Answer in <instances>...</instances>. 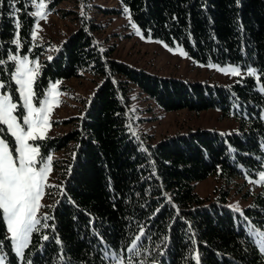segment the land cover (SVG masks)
<instances>
[{"label":"trees","instance_id":"1","mask_svg":"<svg viewBox=\"0 0 264 264\" xmlns=\"http://www.w3.org/2000/svg\"><path fill=\"white\" fill-rule=\"evenodd\" d=\"M63 1L50 0L49 10ZM119 1L144 35L149 36L150 29L152 38L182 45L189 57L203 64H239L244 79L239 77L229 85L190 82L133 67L115 59L114 48L101 47L96 33L102 25L84 16L77 29L49 52L48 43L31 40L35 19L25 14L26 0H3L0 58L17 53L12 44L16 31L12 14L20 8L19 55L40 61V75L34 85L38 98L52 82L78 77L82 72L103 77L69 131L38 141L43 155L64 151L65 156L53 160L56 187L48 188L45 205L50 207H43L54 220L47 221L49 229L33 232L24 260L31 254L32 264H60L62 246L63 264H102L94 232L99 233L105 247L116 250L130 247V238L144 225L150 229V238L143 241L134 264L138 260L194 264L197 253L200 264H261L264 253L257 252L241 225L248 217L252 226L264 229V185L256 193L243 194L244 199H251L243 216L227 202L236 180L257 178L264 164V149L260 147L264 145V119L260 118L264 93L258 91L264 83V0H239V7L236 0ZM27 11H35L34 3ZM106 12L120 13L116 9ZM238 21L243 24V33ZM241 36L246 56L241 54ZM245 64L257 69L259 81L246 75ZM12 71L13 62H8L0 70V79L7 83ZM131 85L167 111L219 109L224 117L238 122V129L231 133L197 129L142 145L130 126ZM16 87L13 81L9 90L18 101ZM144 148L148 151L141 150ZM210 176L221 181V187L214 199H204L196 191V182ZM245 187L242 183L237 193ZM165 196L171 197V203ZM156 208L161 211L149 220ZM5 229L6 221L0 218V234H5ZM41 234H47L49 240L40 241ZM165 236L169 239L162 244ZM3 240L4 235H0ZM161 250L165 254L158 256ZM3 251L7 264H17L6 241Z\"/></svg>","mask_w":264,"mask_h":264},{"label":"rangeland","instance_id":"2","mask_svg":"<svg viewBox=\"0 0 264 264\" xmlns=\"http://www.w3.org/2000/svg\"><path fill=\"white\" fill-rule=\"evenodd\" d=\"M40 2L41 0H35V11L39 10L38 5ZM43 2L46 4L44 11L47 14V19L39 20L41 30L38 32L35 42L38 44L48 43L49 52L53 51L68 35L77 29L81 12L83 11L85 18L94 19L95 22L102 25V29L96 33V38L101 47L103 49L114 48L113 57L133 67L143 69L158 76L184 79L190 82L229 85L239 78L219 71L220 67H227L229 65L241 66L239 64H203L193 60L189 56L183 57L177 52L168 51L161 43H165L164 41L152 37L148 39L149 36L144 35L140 28L143 38L136 35L134 29L131 27V24L134 22L124 12L125 7L119 0H66L52 11L48 8L50 0H43ZM106 9H116L120 13H107ZM176 45H179V48L184 50L183 46L178 43L169 45V47L175 48ZM209 64L217 65V67H208ZM241 72L244 75L242 67ZM59 81L58 91L62 95L59 97V106L54 107L50 115L51 128L47 132V138L62 135L74 126L73 120L82 115L86 101L101 85L103 77H97L91 71H88L82 72L78 77ZM131 87V102L129 106L130 126L131 130H135L134 135L139 138L142 145L146 142L156 144L167 135L177 133L188 134L197 129H209L221 133H231L238 129V122L232 117H224L219 109H208L200 112L190 111L189 109L167 111L160 107L153 99H149L138 86L131 85ZM7 91L11 93L13 102L18 103L14 99L12 92L9 89ZM34 103L37 107L39 106L36 101ZM21 114L20 109H18L17 115ZM262 117H264V111H262ZM7 142L12 146L13 142L10 138ZM34 144L40 145L38 141L34 142ZM13 155H16L14 148ZM42 156L47 157L43 154ZM51 156L52 171L48 176L47 183L54 185L56 178L53 160L55 158H63L65 152H56L53 155L51 154ZM256 179H258V176L255 179H248L247 181L237 179L236 186L232 187L227 205L229 207L239 206L243 211L251 202L250 198L244 199L243 194L247 191L256 193L264 185L250 182ZM242 183H245L246 187L238 194L237 189ZM220 187L221 181L214 176L196 182V191L204 199H214L216 196L215 191ZM47 190L48 188H45V195L41 201L42 205H45L47 202ZM231 208L233 209V207ZM43 213L44 210L41 207L37 213L38 218L42 217ZM253 227L264 231V229ZM5 264H7L6 261Z\"/></svg>","mask_w":264,"mask_h":264},{"label":"snow or ice","instance_id":"3","mask_svg":"<svg viewBox=\"0 0 264 264\" xmlns=\"http://www.w3.org/2000/svg\"><path fill=\"white\" fill-rule=\"evenodd\" d=\"M20 3H25V0H18ZM35 0H26L25 14L30 15L35 19V28L31 31V40L35 41L38 32L41 30L39 20H46L47 14L44 11L46 4L41 0L38 5L39 10L28 12L27 7L31 6ZM3 0H0V4ZM239 7V0H236ZM13 7L15 5L13 4ZM21 12L20 8H16L12 14L14 19V39L12 44L17 48L16 54L9 53L6 58H0V70H4L8 62H13L14 71L9 73L8 82L0 80V218L6 221V229L4 240L0 241V264H5L7 254L3 251L4 242L8 243L13 255L17 257V264H32L31 254L28 260H24L25 250L30 247V237L33 232L41 233L42 229H49L50 225L47 223L49 220H54V217L44 213L42 217L38 218L37 213L41 207H50L42 205L41 201L45 195V188L56 187L55 185L48 184V176L51 169L52 156H42L40 145L34 144L36 141H42L47 138V132L51 128L50 115L54 107L59 106V97L62 95L59 89L60 81L51 84L47 90L46 95L42 92L41 97L36 96L34 85L37 77L40 75L39 60H31L27 54L24 56L19 55V50L22 48L21 40L19 38L20 22L17 13ZM131 19V13L128 9H124ZM85 13L82 11L81 16ZM176 20V17H172ZM240 24V32L243 33V24ZM131 27L134 29L135 34L143 38V33L139 27L132 23ZM148 39H151L150 29ZM241 54L246 56L244 51L245 45L243 44V36H241ZM163 46L170 52H177L183 57H187L188 53L176 45L175 48L169 47L168 44L163 43ZM58 50V49H57ZM31 51V49H29ZM104 50L101 49V52ZM53 57L49 56L48 60L51 61ZM32 65V66H30ZM208 67L216 68L217 65L209 64ZM246 68V75L254 77L256 81L260 80L257 69L247 64L243 65ZM219 71L225 74H230L233 77H240V81L244 79L241 72V66H227L220 67ZM16 87L18 94V103L13 102L12 95L7 89L12 87V82ZM240 81H237L238 83ZM260 93H264V83L258 87ZM36 101L39 106L34 103ZM236 109L239 110L241 105L237 103ZM23 109L21 115H17L18 109ZM264 111V110H262ZM235 115V113H233ZM264 119V117H260ZM22 121V122H21ZM135 134V130H132ZM11 139L13 144L7 142ZM154 147V146H153ZM264 148V145L260 146ZM13 148L16 155H13ZM147 152V148L141 149ZM247 155V153L245 154ZM259 159V158H258ZM153 175L155 173L153 172ZM256 184H264V164L261 165V170L258 172V179L250 181ZM61 187V194H63V187ZM136 195H139L138 193ZM165 199L171 203V197L165 196ZM163 207V206H161ZM233 207V211L243 216V211L239 206ZM177 214L179 209H175ZM161 208H156L154 212L149 215L148 219L152 220L159 214ZM44 221L43 223L41 221ZM90 223H92L90 218ZM245 229L246 238L248 241L257 248L258 253H264V231L254 228L249 221L248 217H244L241 225ZM54 231V224L51 226ZM144 225H140L137 234L133 235L130 240V247L127 245L116 250L110 247H105L103 240L99 237L98 232L94 235L99 241L100 259L102 264H134V256H138L139 249L143 246V241L149 239ZM189 231L191 226L189 225ZM10 234V235H7ZM55 239V237H53ZM169 237L163 238L162 244L168 241ZM47 234L40 235V241H48ZM58 245L61 244L56 240ZM40 249H43V244H39ZM163 250L158 252V256H163ZM126 258V260H125ZM58 260L63 264L64 255L62 246L58 253ZM135 264H148L146 261H135ZM155 264V260L151 261ZM194 264H200V255L197 253L194 256ZM264 264V262H261Z\"/></svg>","mask_w":264,"mask_h":264}]
</instances>
